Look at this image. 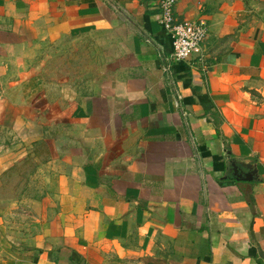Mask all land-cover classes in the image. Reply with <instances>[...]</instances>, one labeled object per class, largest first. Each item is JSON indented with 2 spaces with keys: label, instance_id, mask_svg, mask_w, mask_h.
<instances>
[{
  "label": "crops",
  "instance_id": "0c3cea01",
  "mask_svg": "<svg viewBox=\"0 0 264 264\" xmlns=\"http://www.w3.org/2000/svg\"><path fill=\"white\" fill-rule=\"evenodd\" d=\"M158 14L155 0H0L7 76L76 29L117 27L128 46L69 120L21 232L36 235L0 264H264V0H177L176 19L207 27L181 62Z\"/></svg>",
  "mask_w": 264,
  "mask_h": 264
},
{
  "label": "rangeland",
  "instance_id": "374dc122",
  "mask_svg": "<svg viewBox=\"0 0 264 264\" xmlns=\"http://www.w3.org/2000/svg\"><path fill=\"white\" fill-rule=\"evenodd\" d=\"M127 56L122 29H76L34 48L19 75L0 73V101L20 105L0 116V257L17 252L14 241L36 235L21 232L36 226L49 162L68 150L69 120L99 92L107 69Z\"/></svg>",
  "mask_w": 264,
  "mask_h": 264
},
{
  "label": "built area",
  "instance_id": "2783aa9c",
  "mask_svg": "<svg viewBox=\"0 0 264 264\" xmlns=\"http://www.w3.org/2000/svg\"><path fill=\"white\" fill-rule=\"evenodd\" d=\"M158 7V24L172 41L170 62H181L199 52L200 45L207 34L203 21H180L175 18L174 10L177 0H155ZM167 71V67H165Z\"/></svg>",
  "mask_w": 264,
  "mask_h": 264
}]
</instances>
